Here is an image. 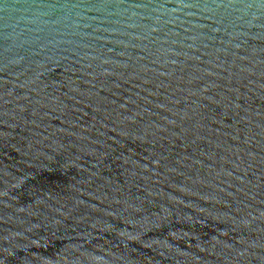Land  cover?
Here are the masks:
<instances>
[{"label":"water","instance_id":"1","mask_svg":"<svg viewBox=\"0 0 264 264\" xmlns=\"http://www.w3.org/2000/svg\"><path fill=\"white\" fill-rule=\"evenodd\" d=\"M0 264H264V0H0Z\"/></svg>","mask_w":264,"mask_h":264}]
</instances>
